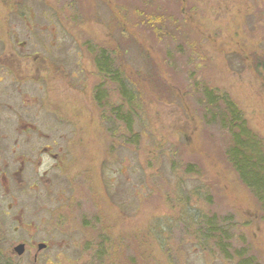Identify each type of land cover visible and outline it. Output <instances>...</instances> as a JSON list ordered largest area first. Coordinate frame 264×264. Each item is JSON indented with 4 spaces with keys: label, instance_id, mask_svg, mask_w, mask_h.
<instances>
[{
    "label": "rangeland",
    "instance_id": "374dc122",
    "mask_svg": "<svg viewBox=\"0 0 264 264\" xmlns=\"http://www.w3.org/2000/svg\"><path fill=\"white\" fill-rule=\"evenodd\" d=\"M9 1L0 264H264V214L202 99L229 94L264 139V0H239L250 14L234 18L220 0H17L19 17ZM99 47L137 92L139 142L94 101ZM107 93L121 107L116 84ZM50 142L67 151L64 170L39 157ZM214 217L232 221L230 254L198 238Z\"/></svg>",
    "mask_w": 264,
    "mask_h": 264
},
{
    "label": "trees",
    "instance_id": "16d2710c",
    "mask_svg": "<svg viewBox=\"0 0 264 264\" xmlns=\"http://www.w3.org/2000/svg\"><path fill=\"white\" fill-rule=\"evenodd\" d=\"M95 56L96 66L104 83L95 89L96 103L100 108H106L109 114L114 117V122L118 121L125 125L130 136V144L139 142L140 134L134 133L133 129L137 115V92L125 80L122 71L115 67L110 51L98 49ZM110 83L116 84L117 92L121 94V103H123L120 104L121 107L117 104L113 105V101L108 96L107 91ZM203 95L204 110L209 122L226 130L230 135V142L225 150L227 162L238 173L241 182L247 185L254 194L264 214V139L249 128L243 111L238 108L230 95L212 88H204ZM231 222L225 217L222 224L216 221L215 217L205 218L202 223L203 227L199 230L200 235L198 238L216 241V245L223 249L224 253L230 254L232 252L231 237L227 230L233 228ZM226 224L230 225L227 226ZM162 240L165 242L164 238ZM237 253L242 255L244 251L239 250ZM251 260L252 258L247 257L246 259L244 257L242 264H251Z\"/></svg>",
    "mask_w": 264,
    "mask_h": 264
},
{
    "label": "flooded vegetation",
    "instance_id": "af4514ba",
    "mask_svg": "<svg viewBox=\"0 0 264 264\" xmlns=\"http://www.w3.org/2000/svg\"><path fill=\"white\" fill-rule=\"evenodd\" d=\"M12 2H10V6L11 7V11L14 15V17H19V10L18 9V5H19V1L17 0H11ZM211 2H213L214 0H209ZM222 2V5H223V9L222 10H226V13H229L231 14L232 18L236 17V16H242V15H245L246 13H249L250 14V10L248 8H246V10H242V9H238V8H234V5L235 3H238L239 0H220ZM22 14V13H21ZM248 14V15H249ZM27 31L31 32L32 31V28L29 27L27 29ZM13 39L15 41H17L16 43L18 44L19 43V33L13 31ZM52 46L54 47V44H52ZM98 49H105L104 47H99ZM96 49V50H98ZM96 56L94 54V58H93V61L95 62V67H96ZM10 66L9 65V61H8V55L5 53V52H0V86L2 85V82L4 81L6 75H9V69H10ZM20 66L17 67V69H19ZM5 69V70H4ZM97 69V68H96ZM18 75H20V73H18ZM101 75V74H100ZM22 76V77H21ZM25 76V75H24ZM23 75H20V78H23L24 77ZM102 80H100V83L98 85H96L93 89V98H94V101H95V89L104 84L102 81H103V78L101 77ZM26 78L24 80H22V82H25ZM2 87H0V99L3 97H1V91H2ZM4 100V99H3ZM3 100H0L3 101ZM96 103V101H95ZM97 104V103H96ZM98 105V104H97ZM99 106V105H98ZM100 107V106H99ZM55 142H50L49 144H44L41 148H39V157H46L48 159L50 158H54L56 161H57V164L55 165L56 168H58L59 170L60 169H63L64 170V167H65V154L67 151H65V148L64 147H61L60 146V149L57 148V145ZM55 148L58 149L57 152H54ZM23 160L25 162H28V158H25V157H22Z\"/></svg>",
    "mask_w": 264,
    "mask_h": 264
},
{
    "label": "water",
    "instance_id": "95a60500",
    "mask_svg": "<svg viewBox=\"0 0 264 264\" xmlns=\"http://www.w3.org/2000/svg\"><path fill=\"white\" fill-rule=\"evenodd\" d=\"M40 245V248H43L45 247L46 245L43 243V244H39ZM25 245L24 243H21V244H18L14 247V252L17 253L18 255H22V253L24 252L25 250Z\"/></svg>",
    "mask_w": 264,
    "mask_h": 264
},
{
    "label": "bare ground",
    "instance_id": "6f19581e",
    "mask_svg": "<svg viewBox=\"0 0 264 264\" xmlns=\"http://www.w3.org/2000/svg\"><path fill=\"white\" fill-rule=\"evenodd\" d=\"M96 51H98V50H96ZM95 51V52H96ZM111 53V52H110ZM111 55H112V58H113V60H114V62L116 63V60L114 59V57H113V54L111 53ZM115 67L116 68H118L117 66H116V64H115ZM96 68H97V66H96ZM97 72H98V69H97ZM100 73V72H99ZM229 95V94H228ZM261 137V136H260ZM215 246H217L216 244H215ZM217 248H219L218 246H217ZM219 250L221 251L222 249L221 248H219Z\"/></svg>",
    "mask_w": 264,
    "mask_h": 264
}]
</instances>
